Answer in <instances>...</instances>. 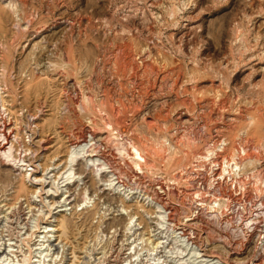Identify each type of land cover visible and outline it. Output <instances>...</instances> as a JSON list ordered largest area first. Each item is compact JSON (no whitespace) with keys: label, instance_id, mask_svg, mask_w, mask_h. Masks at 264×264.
Segmentation results:
<instances>
[{"label":"rangeland","instance_id":"obj_1","mask_svg":"<svg viewBox=\"0 0 264 264\" xmlns=\"http://www.w3.org/2000/svg\"><path fill=\"white\" fill-rule=\"evenodd\" d=\"M0 56V82L24 137L19 153L28 144L35 151L26 160L46 167L56 158L63 164L71 144L89 139L92 131L94 148H110L124 167L121 180L136 185L133 162L119 155L107 132L112 125L119 143L141 149L146 163L140 161L143 170L136 171L143 183L185 186L181 175L213 144L228 159L245 147L243 164L252 175L247 185L264 197V0H0ZM239 60L246 66L238 68ZM29 113L38 115L39 128ZM8 166L0 161V202H16L13 212L29 231L32 214L19 193L22 168ZM84 170L78 167L91 196L100 195L103 203L96 206L104 204L105 218L96 224L91 210L56 215L72 223L64 264L74 246L82 248L77 264L86 262L89 251L92 258L104 251L105 264L125 261L126 218L118 216L119 200L100 194ZM70 191L75 208L83 195L76 187ZM10 224L0 226L10 231L6 241L18 236ZM54 245L49 253L61 258L60 240ZM39 249L33 247L34 256Z\"/></svg>","mask_w":264,"mask_h":264},{"label":"bare ground","instance_id":"obj_2","mask_svg":"<svg viewBox=\"0 0 264 264\" xmlns=\"http://www.w3.org/2000/svg\"><path fill=\"white\" fill-rule=\"evenodd\" d=\"M259 60L262 61V59ZM245 61L246 60H241L238 68L241 64H243L242 67H245ZM2 76L4 77V74H2ZM9 97L10 96L5 83H3V81L0 82V161H2L4 166L12 164L13 166L22 168V171L19 169L21 172L19 193L24 194V201L27 204L29 213L32 214V218L30 217V222H32V225L28 231V225L24 224L21 214L13 212L17 208L16 202H14V204L6 203L4 205V201L0 202V205L2 204L0 207V220H2L0 226H2L3 222L7 223V225L9 223H14L18 232L16 239L12 240L7 238L8 241H6L7 236H5L4 233H10V231H5L6 228L4 227L0 229V264H47V260H50L49 264H64V250L66 249L65 246L68 245V243L64 244V241H68L69 239V232L71 231L72 223L67 217L66 218L68 220L63 219V216V220L58 219L56 216L58 214H60V216L63 213L68 215L70 212L69 215L72 216L73 212L83 213L91 210L96 212L93 222L96 224L102 223L105 218L104 210L106 208L104 204H102V209H97L98 207L96 206V202H103L98 193L93 197L91 196L90 189H88V187L85 185V177L78 172L79 166H82L87 174L92 175L95 182L99 185L100 194L109 192L115 197L116 200H119L118 216H123L126 218L124 231L126 239L124 246L126 248L128 257L125 259V261H121V258L117 257L112 264H216L213 260L205 258V253L191 247L190 243H187L186 239L180 235L177 228L171 227L169 225L164 205L159 202L158 198L153 199L146 193L135 189L134 185L129 186L128 184H125V181H122L123 183L121 182L120 179H123V177H118L117 172H115L109 165V163H111L109 161L110 157L106 155L100 156L98 151L99 148H94L96 147L97 143L95 142V136L93 135L92 131L91 133L89 132V139L87 136L86 138H82L80 141L76 140L75 143L71 144L69 148L70 150L68 151L66 160L63 164H56V158L54 161L52 160L53 162H51L50 165L46 167L42 164L36 165V163L32 162L31 160H26L28 153H30V155H34L35 153V151L33 152L32 149L28 147L29 144L26 146V149L24 148L25 151L23 150L25 154V158L23 159V152L19 153L20 149H18L21 148V143L19 142L20 139L24 138H21L22 133L18 125L20 119L16 117L17 113L8 108L10 104L7 98ZM10 107H12V105ZM30 115L32 114L29 113V116ZM37 116L38 115L33 114L30 116V118L33 119V126L35 125L36 128H39V125L34 123V121L38 119ZM11 118L15 120H13L15 124L12 123ZM43 128L47 129L49 127ZM107 130L106 131L110 133L111 138L116 140V150L119 155L123 159L129 158L133 162L135 169L134 167L131 169V174L133 172L135 173L137 169L143 170L141 166L143 163L140 164V161H144V158L139 146L136 145V143H131L129 145L125 142V140H120L124 141V143H119L121 136L117 135L116 132L115 136L112 125H107ZM97 134L98 133H96V135ZM104 135H106V133H104ZM31 140L32 139H30L32 145ZM16 145H18V147ZM204 153L206 154V151ZM235 153L237 154V152H234L232 155H236ZM225 158L223 156V159ZM104 177H106L107 180H105ZM259 182L261 183V180H259ZM72 187H76V191L82 192L83 195L82 203L75 205V208L72 207L74 200L73 202L70 201L73 197V194L70 191V188ZM21 197L15 201H19ZM34 210L37 211L35 215H33ZM45 218H48L49 222H46L47 225L44 228V226H42V221ZM141 218L146 221L145 225H142L140 222ZM43 230L44 232H42ZM44 234L45 237H41ZM35 240H38L36 242L38 244L31 245ZM58 240H60V245L63 246V255L61 258L60 252H57L58 247L56 250L57 256L56 253L53 255L49 253L51 250H53V247H56L54 243L58 242ZM7 243L12 244L7 246ZM101 244L102 242H100V246ZM34 246L40 247L39 250H35L36 253L40 251L39 257L34 256ZM25 248L26 250H24ZM88 248L89 247H87V249ZM78 249L80 251L82 250V248H77V246L72 248L73 257H71L67 263L65 262V264H77L76 260L80 259L77 255ZM102 254L103 257L92 258V253L89 251L87 254L89 257H85L86 262L84 264H105L103 261L105 258V252L103 251L98 255ZM20 257H23L22 260L19 259ZM92 261H94V263H91Z\"/></svg>","mask_w":264,"mask_h":264},{"label":"built area","instance_id":"obj_3","mask_svg":"<svg viewBox=\"0 0 264 264\" xmlns=\"http://www.w3.org/2000/svg\"><path fill=\"white\" fill-rule=\"evenodd\" d=\"M215 146L181 175L185 186L143 183L142 172L135 171V189L158 198L169 225L205 258L216 264H264V197L247 185L252 175L243 164L246 150L223 159ZM98 148L120 177L124 167L113 152Z\"/></svg>","mask_w":264,"mask_h":264}]
</instances>
